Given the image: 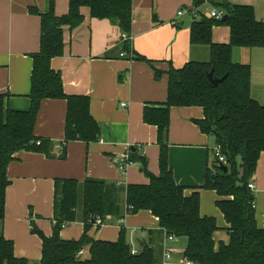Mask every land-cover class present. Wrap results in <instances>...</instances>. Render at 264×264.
Segmentation results:
<instances>
[{"label": "crops", "instance_id": "obj_1", "mask_svg": "<svg viewBox=\"0 0 264 264\" xmlns=\"http://www.w3.org/2000/svg\"><path fill=\"white\" fill-rule=\"evenodd\" d=\"M214 2L208 1L196 9L193 0H133L130 41L123 40L124 33L111 21L93 18L87 7L81 8L82 25L64 29V54L54 58L51 67L61 74L66 95L90 99V113L100 127L101 137L90 144L72 140L66 145L67 102H42L35 135L52 143L49 156L18 153L8 167L10 186L6 191V213L0 232L14 243L17 258L26 259L30 264L40 263L42 240L32 231L37 228L46 237L53 235L57 180L84 183L93 179L123 190L129 185L149 184L140 162L131 163L125 172L120 170L119 160L127 151L130 156L136 153L146 160L152 174H160L157 128L144 123V110L167 101L169 80L165 72L170 66L181 69L190 62H209V48L193 46L190 29L194 19L216 9ZM222 2L251 6L256 19L264 23V0ZM32 8L46 13L48 0H0V94L8 95L6 108L18 112L31 108L32 56L41 47V18L30 12ZM180 10L196 11L199 16L194 18L188 12L178 17ZM55 12L59 17L67 15L69 0H57ZM230 39L228 27L213 28L215 44H229ZM125 42L129 44V53L124 51ZM134 52L153 62L164 75L157 79L148 63L134 60ZM232 57L234 62L251 68V96L264 106V49L236 48ZM203 119L204 111L199 107L171 110L167 140L169 163L176 183L186 188V196L200 193L201 215L216 219L219 230L214 234V241L218 248L221 243L228 244L229 233L224 216L216 206L220 198L213 191L201 189L207 167L216 159L217 148L215 138L202 133L195 123ZM251 182L255 185L258 227L263 228L264 152ZM125 199L123 193V216L101 218V226L96 223L100 218L97 217L87 224L88 237L117 242L124 228L132 250L140 253L147 245L159 248L163 264L167 248L172 251L168 264H182L187 239L165 240L166 233L158 219L147 211L129 213ZM78 214L76 222L62 229V240L79 241L85 234L86 223ZM89 250L90 246L81 250L82 260L90 258Z\"/></svg>", "mask_w": 264, "mask_h": 264}, {"label": "trees", "instance_id": "obj_2", "mask_svg": "<svg viewBox=\"0 0 264 264\" xmlns=\"http://www.w3.org/2000/svg\"><path fill=\"white\" fill-rule=\"evenodd\" d=\"M57 0H48V11L37 8L30 12L41 18L40 52L33 58L31 108L18 112L6 108L7 94H0V229L6 213V191L10 186L8 167L18 153H35L49 156L52 143L35 135L38 114L44 100L67 102L66 145L80 140L86 144L98 142L101 131L90 113V99L84 96H68L64 91L62 76L54 71L51 62L64 54V29H76L84 17L81 8L90 9L91 16L109 20L124 34L132 31L133 0H69V12L57 16ZM208 1L193 0L196 9ZM214 6L222 10L226 21L209 19L204 15L194 19L191 25V44L206 46L210 50L209 62H190L181 69L170 66L168 72V96L165 104L144 110L145 124L157 128L160 146L158 176L152 174L146 160L131 153L130 161L140 162L147 185H129L125 190L104 181L87 179L84 183L74 180L55 182V226L53 235L46 237L37 228L33 233L42 240V258L39 264H162L161 249L145 246L132 255L127 231L123 228L117 242L92 240L87 225L97 217L123 216V200L128 212H150L159 221L160 228L175 238H186L184 258L194 264H264V227H258L255 197L248 185L256 174L258 161L264 152V106L251 96V68L233 61L236 48H263L264 23L256 19L253 7L232 5L218 0ZM215 26H226L231 31L229 44H215L212 31ZM124 51L130 52L125 42ZM134 60L148 63L160 79L164 72L154 63L133 53ZM213 71L215 79L225 80L214 86L208 79ZM199 107L204 119L196 121L200 131L213 136L226 158L228 173L215 159L206 170L202 190L213 191L220 198L217 208L228 226V244L218 248L214 234L219 230L213 217H203L200 212V193L186 196V188L178 185L169 163L168 134L170 113L173 108ZM66 151L64 150L65 158ZM86 223L85 234L79 241H64L62 229L79 218ZM90 246L87 260L78 259V253ZM0 264H30L14 253V243L0 232Z\"/></svg>", "mask_w": 264, "mask_h": 264}, {"label": "built area", "instance_id": "obj_3", "mask_svg": "<svg viewBox=\"0 0 264 264\" xmlns=\"http://www.w3.org/2000/svg\"><path fill=\"white\" fill-rule=\"evenodd\" d=\"M222 1H225V0H222ZM189 12V14L196 18L198 17L199 15L196 13V11H185V10H180L177 14L178 17H182L183 15L187 14ZM204 15V14H203ZM206 16L207 18L209 19H216V20H222L225 16V13L222 11V10H219V9H214L212 10L208 15H204ZM173 24L175 25L176 23L173 22ZM123 40H126V41H130L132 40L131 36L130 35H127V34H124L122 36ZM124 56V55H122ZM215 158L219 160V162L221 164H224L226 165V158L223 156L222 152H221V148L217 146L216 150H215ZM131 165V161H130V152L127 151L124 155L121 156L120 160H119V166H120V170L125 172V170L128 168V166ZM249 189L251 190L252 193H254L255 191V185L250 182L249 185H248ZM253 207H255V203L253 204ZM96 223L101 226L102 225V220L101 218H97L96 219ZM165 240H168V241H173L175 240V237L173 235H169L166 233V236H165ZM132 255H137L139 254L138 252L132 250ZM83 255V251H80L77 255V258L78 259H81ZM172 258V251L171 250H168L167 248L164 249V255H163V264H168L169 261L171 260ZM182 264H194L192 263L191 261L187 260V259H184L182 261Z\"/></svg>", "mask_w": 264, "mask_h": 264}, {"label": "water", "instance_id": "obj_4", "mask_svg": "<svg viewBox=\"0 0 264 264\" xmlns=\"http://www.w3.org/2000/svg\"><path fill=\"white\" fill-rule=\"evenodd\" d=\"M228 19V16H225L222 20L226 21ZM226 77H224L223 79H215L213 76V71H211L208 75V79L210 81V83L214 86H217L218 84L222 83L225 80ZM220 168L221 170H223L225 173H228V167L224 164H220ZM143 246V245H142Z\"/></svg>", "mask_w": 264, "mask_h": 264}, {"label": "rangeland", "instance_id": "obj_5", "mask_svg": "<svg viewBox=\"0 0 264 264\" xmlns=\"http://www.w3.org/2000/svg\"><path fill=\"white\" fill-rule=\"evenodd\" d=\"M230 2H232V0H229ZM232 4V3H231ZM216 9H218L217 7H216Z\"/></svg>", "mask_w": 264, "mask_h": 264}]
</instances>
